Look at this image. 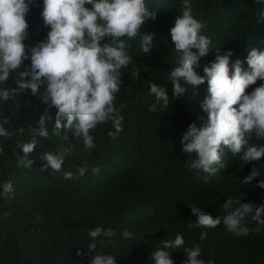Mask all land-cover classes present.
<instances>
[{
  "label": "trees",
  "instance_id": "trees-1",
  "mask_svg": "<svg viewBox=\"0 0 264 264\" xmlns=\"http://www.w3.org/2000/svg\"><path fill=\"white\" fill-rule=\"evenodd\" d=\"M39 2L42 4V0ZM191 4L194 18L207 25V32L202 34L211 38L213 50L221 49V55L227 50L234 52L230 74L236 59L246 61L250 46L264 47V24L256 23V13L264 5L258 0H191ZM146 5L149 11L156 12L157 19L146 20L140 32L155 33L153 47L144 54L140 37L131 41L129 54L133 64L122 70L123 88L114 101L117 108L123 104V131L114 140L107 135L112 130L110 122L98 126L92 133L96 148L90 152L85 151L82 140H71L75 152L66 158L62 169L76 173L77 167L87 164L89 171L85 176L66 181L63 171L40 170L44 162L39 155L55 151L63 143L55 136L41 140L29 154V159L36 160L31 170L17 168L13 151L16 142L29 140L28 126L36 125L44 106L30 90L7 102L0 101V119L8 117L11 121L5 128L14 133L19 127L25 128L23 136L0 137L4 150L0 155V185L10 181L15 189L11 201L0 195V264H89L92 254L87 249L91 242L88 230L97 226L115 231L112 242L105 239L106 246L98 245V251L116 254L117 264H153L150 256L160 241L174 239L178 233L184 235L186 246L200 245L205 261L264 264V227L260 233L246 237L234 236L223 224L217 229L196 227L197 218L189 208L192 204L215 218L224 215L221 206L227 197L238 192L246 194L245 203H264V190L256 187L258 179L264 180V159L245 165L226 153L227 168L208 183L203 180L206 174L189 170L181 139L190 123L195 121L199 126L198 117L207 118L200 103L208 94V85L194 89L181 79V86L187 89L184 95L174 103L170 101L164 112L148 111L155 101L150 83L165 86L172 96L169 73L175 67L177 53L169 32L175 16L181 14L182 0H146ZM40 11L32 8L26 17L32 36L26 43L35 44L46 37ZM214 56L213 52L205 60L202 58L197 70L200 75ZM137 66L139 79L134 75ZM243 66L247 68L246 62ZM15 79L13 74L9 87H16ZM50 114L54 123L56 110ZM48 127L51 133L52 124ZM17 152L24 155L20 149ZM253 164L260 175L245 186L241 182ZM97 166L100 173L93 175L91 169ZM6 212L7 218L3 215ZM126 229L135 234L133 239L122 238ZM205 230L207 239L201 241L200 233ZM78 251L84 255L78 256ZM171 258L175 264H182L186 256L181 249L173 252Z\"/></svg>",
  "mask_w": 264,
  "mask_h": 264
},
{
  "label": "clouds",
  "instance_id": "clouds-1",
  "mask_svg": "<svg viewBox=\"0 0 264 264\" xmlns=\"http://www.w3.org/2000/svg\"><path fill=\"white\" fill-rule=\"evenodd\" d=\"M258 3L264 5V0ZM32 8L41 9L40 18L47 30L46 37L35 44L26 43L32 39L26 19ZM149 19L155 21L157 14L149 11L146 0H42V4L39 0H0V101L7 102L30 90L44 106L36 125L28 126L29 140L16 142L13 151L17 168L31 170L36 160L29 159V154L41 140L55 136L63 143L55 151L39 155L44 162L40 170L63 171L62 178L66 181L87 174V164L77 167L76 173L62 169L66 158L75 152L71 140H82L85 151L90 152L96 148L92 133L98 126L110 122L112 130L107 135L114 140L123 131V104L117 108L114 101L123 88L122 70L133 64L129 54L131 41L139 36L144 54L153 47L155 33L140 32ZM256 23L264 24V8L256 13ZM204 32H207V25L194 18L191 0H182L181 14L175 16L169 32L177 53L175 67L169 73L172 96L169 97L165 86L150 83V94L155 101L148 111L164 112L170 101L174 103L184 95L187 89L181 86V79L194 89L207 83L208 94L200 103L207 118L198 117L199 126L195 121L190 123L181 144L182 152L188 155L189 170L206 174L203 180L208 183L227 168L226 153L245 165L264 159V143L253 142L264 141V47L250 46L246 61L236 59L230 74V58L234 52L227 50L221 55V49L213 50L212 40L202 34ZM213 52L214 59L203 66V75H200L197 70L201 68L202 58L205 60ZM13 74L15 88L8 86ZM139 74L137 66L134 69L137 79ZM258 81L262 83L248 92ZM52 109L56 110L54 123ZM10 123L8 117L0 119V137L24 135V127L17 128L15 133L5 128ZM65 143L67 147L63 146ZM17 149L24 155L20 156ZM3 153L0 147V155ZM91 171L98 175L100 168L93 167ZM259 175L253 164L250 174L241 183L248 186ZM256 187L264 190V180L258 179ZM0 188L4 198L9 201L15 198L10 181ZM246 199V194L239 192L236 196H228L221 206L224 215L215 218L195 204L189 208L197 218V228L217 229L223 224L234 236L246 237L253 232L260 233L264 227V203L243 202ZM3 215L7 218L9 213ZM206 230L200 233L201 241L207 239ZM115 234L113 229L105 230L103 226L88 230L91 242L87 249L92 254L89 264H117L116 254L98 251V245L106 246L105 239L112 242ZM121 235L123 239L135 236L127 229ZM181 249L186 256L182 264H214L212 259L202 258L199 244L186 246L182 233L176 234L174 239L161 240L150 257L153 264H175L172 253ZM77 255L84 253L78 251Z\"/></svg>",
  "mask_w": 264,
  "mask_h": 264
}]
</instances>
